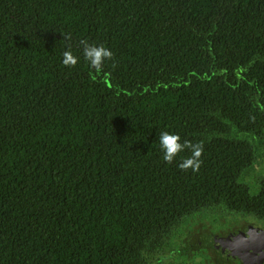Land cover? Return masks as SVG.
<instances>
[{"label": "trees", "instance_id": "1", "mask_svg": "<svg viewBox=\"0 0 264 264\" xmlns=\"http://www.w3.org/2000/svg\"><path fill=\"white\" fill-rule=\"evenodd\" d=\"M162 131L203 141L198 172ZM261 155L264 0H0V264H167L191 215L264 218Z\"/></svg>", "mask_w": 264, "mask_h": 264}, {"label": "flooded vegetation", "instance_id": "2", "mask_svg": "<svg viewBox=\"0 0 264 264\" xmlns=\"http://www.w3.org/2000/svg\"><path fill=\"white\" fill-rule=\"evenodd\" d=\"M254 162L249 171L244 172L243 180L252 194L257 195L264 182V155ZM251 230H264L261 215L235 211L225 204L216 206L182 220L174 229L163 257L167 258V264H257L258 260L233 257L230 248L222 247L233 235L249 234ZM262 259L261 264H264Z\"/></svg>", "mask_w": 264, "mask_h": 264}, {"label": "clouds", "instance_id": "3", "mask_svg": "<svg viewBox=\"0 0 264 264\" xmlns=\"http://www.w3.org/2000/svg\"><path fill=\"white\" fill-rule=\"evenodd\" d=\"M80 43L83 46L84 59L88 61L90 67L94 69L95 72H102L106 61H113V65H115L114 53L104 45L97 46L96 44L89 43L87 40H81ZM78 61L79 58L74 56L70 49L63 52L62 63L66 67L74 68ZM159 143L164 153L163 160L168 164L175 162L181 152L189 150L192 155L179 162V169L185 172L191 170L193 173L200 170L203 163V141L195 144L188 140L181 142V137L178 134H171L168 131H162L160 133Z\"/></svg>", "mask_w": 264, "mask_h": 264}, {"label": "water", "instance_id": "4", "mask_svg": "<svg viewBox=\"0 0 264 264\" xmlns=\"http://www.w3.org/2000/svg\"><path fill=\"white\" fill-rule=\"evenodd\" d=\"M228 241L229 243L224 242L222 247L230 248L233 257L245 261L258 260L257 264H261L264 258V230H251V233L244 235L235 234L228 238Z\"/></svg>", "mask_w": 264, "mask_h": 264}, {"label": "rangeland", "instance_id": "5", "mask_svg": "<svg viewBox=\"0 0 264 264\" xmlns=\"http://www.w3.org/2000/svg\"><path fill=\"white\" fill-rule=\"evenodd\" d=\"M253 186V185H252ZM254 187V186H253ZM259 192V191H258Z\"/></svg>", "mask_w": 264, "mask_h": 264}]
</instances>
